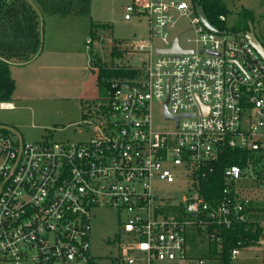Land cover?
Here are the masks:
<instances>
[{
    "label": "built area",
    "instance_id": "2783aa9c",
    "mask_svg": "<svg viewBox=\"0 0 264 264\" xmlns=\"http://www.w3.org/2000/svg\"><path fill=\"white\" fill-rule=\"evenodd\" d=\"M199 7L202 0L125 6L126 20L148 19L151 39L117 49L146 58L109 62L133 74L110 81L89 120L95 132L88 140L27 142L15 127L0 125V264H100L90 233L92 213L103 207L122 218L119 253L109 264L188 261V234L203 232L217 253L197 264H224L226 234L249 224L261 228L257 244L264 251V207L253 209L250 188L241 184H264V59L244 33L206 17L215 30L208 27ZM156 37L165 45L155 46ZM177 39L183 51L169 52ZM159 103L172 130L155 126ZM230 150L245 153L243 164L228 165L220 195L206 199L202 182ZM178 178L187 189L180 201L157 194L156 179ZM244 244L231 248V262Z\"/></svg>",
    "mask_w": 264,
    "mask_h": 264
},
{
    "label": "rangeland",
    "instance_id": "374dc122",
    "mask_svg": "<svg viewBox=\"0 0 264 264\" xmlns=\"http://www.w3.org/2000/svg\"><path fill=\"white\" fill-rule=\"evenodd\" d=\"M28 1L38 13V39L30 34L27 38L0 36V52L11 57L10 73L15 83L10 98L14 107H0V125L15 127L27 142L86 141L95 132L89 120L95 121L96 104L106 96V90H99L93 59L100 56L106 62L141 64L145 54L131 56L122 51L121 56H116L112 50L124 48L133 40H150V23L144 17L124 18V8L131 0ZM227 4L230 13L226 27L240 29L241 10L249 9L253 13L255 33L264 45V0H227ZM185 21L172 30L171 37L182 30ZM186 35L181 36L183 46H187ZM89 38L92 42H88ZM153 41L155 46L165 45L158 37ZM154 123L158 129L175 127L173 122L164 120L160 103L155 107ZM184 182L180 178L172 183L156 179L155 190L158 195L177 202L187 192ZM241 184L250 188L254 207H264V184L258 179ZM121 220L110 207L92 213L90 249L100 264H109L119 253L117 233ZM213 250L214 245L208 243L204 232L190 233L188 261L155 264H197L198 257ZM233 264H264L262 246L244 244Z\"/></svg>",
    "mask_w": 264,
    "mask_h": 264
},
{
    "label": "trees",
    "instance_id": "16d2710c",
    "mask_svg": "<svg viewBox=\"0 0 264 264\" xmlns=\"http://www.w3.org/2000/svg\"><path fill=\"white\" fill-rule=\"evenodd\" d=\"M202 6L206 17L211 23L226 27V22L219 20L220 14H225L228 18L230 9L228 8L227 0H202ZM242 26L240 29L234 28V32L246 33L250 29V23H253V13L249 9H242L241 13ZM39 19L38 13L33 8L28 0H0V36L7 37L14 35L16 37L30 34L33 39H38ZM113 55L121 56L122 50L117 47L112 50ZM11 57L0 52V102H12L10 100L14 90V79L10 73ZM92 66L98 68L97 83L99 90L107 91L110 81L120 76H132V72L125 69L110 68L109 62L102 60L100 56L93 59ZM105 91V92H106ZM240 151V150H239ZM239 151L230 150L223 157L221 163L217 165L215 174L209 179L202 182L200 187L202 195L209 200H214L221 193L224 186V169L232 163H241L243 160L239 158ZM242 152V151H240ZM255 210H262V208L253 207ZM247 227V229H245ZM261 236V228L255 224H249L239 227L234 231L226 234V240L222 245V252L220 254L221 261L224 264H233L230 261V250L232 247L238 245L239 241L245 242V245L256 244ZM217 253L214 249L210 254Z\"/></svg>",
    "mask_w": 264,
    "mask_h": 264
},
{
    "label": "water",
    "instance_id": "95a60500",
    "mask_svg": "<svg viewBox=\"0 0 264 264\" xmlns=\"http://www.w3.org/2000/svg\"><path fill=\"white\" fill-rule=\"evenodd\" d=\"M199 12L202 16L203 21L207 24L208 27L215 30V27L212 26L209 21L207 20L205 13L203 11L202 7H199ZM245 37L247 40L252 44V46L257 50V52L261 55V57L264 59V45L258 38V36L255 33L253 23H250V29L245 33ZM167 51V50H164ZM169 52H180L181 47L179 46L178 39L176 40L175 47L173 49L168 50ZM166 117H169V114L166 113Z\"/></svg>",
    "mask_w": 264,
    "mask_h": 264
},
{
    "label": "crops",
    "instance_id": "0c3cea01",
    "mask_svg": "<svg viewBox=\"0 0 264 264\" xmlns=\"http://www.w3.org/2000/svg\"><path fill=\"white\" fill-rule=\"evenodd\" d=\"M93 69L95 70V68L93 67ZM97 70V69H96ZM96 77L98 78V70H97V75H96ZM97 78H96V80H97ZM13 105H14V103L13 102H11Z\"/></svg>",
    "mask_w": 264,
    "mask_h": 264
}]
</instances>
